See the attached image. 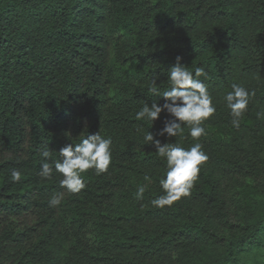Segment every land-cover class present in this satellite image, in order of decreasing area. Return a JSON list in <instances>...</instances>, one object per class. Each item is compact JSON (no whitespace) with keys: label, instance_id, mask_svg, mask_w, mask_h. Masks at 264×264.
Masks as SVG:
<instances>
[{"label":"trees","instance_id":"1","mask_svg":"<svg viewBox=\"0 0 264 264\" xmlns=\"http://www.w3.org/2000/svg\"><path fill=\"white\" fill-rule=\"evenodd\" d=\"M204 67L216 113L199 138L208 160L190 195L157 208L166 160L146 144L196 143L187 125L157 135L135 114L168 88L170 67ZM250 99L233 127L223 96ZM264 0H0V264H264ZM99 132L108 171L39 177L47 146ZM51 162V161H49ZM22 173L10 179L11 169ZM151 176V182L144 180ZM148 184L142 199L138 185ZM63 194L60 206L49 199Z\"/></svg>","mask_w":264,"mask_h":264},{"label":"clouds","instance_id":"2","mask_svg":"<svg viewBox=\"0 0 264 264\" xmlns=\"http://www.w3.org/2000/svg\"><path fill=\"white\" fill-rule=\"evenodd\" d=\"M180 57L170 67L168 73V88L161 91L153 79L148 92L155 97H163V104L153 99L150 106L147 102L136 112L135 118L149 122L151 125L160 118L161 112H166L168 118L163 122V127L157 135L176 137L183 134L182 125L189 128L188 135L197 142L185 148L180 144L161 143L154 138L153 133L147 131L143 137L146 144L154 146L158 157L166 160V172L159 180L161 195L151 200V204L157 208L172 206L182 197L190 195L191 189L198 178L200 166L207 162L208 156L203 151V145L199 138L206 135L203 122L213 117L216 106L213 97L208 91L207 84L201 77L207 79V72L202 66H195L190 71L182 65ZM255 96L254 91H249L238 83L231 84V90L223 96V101L229 115L232 117L233 127L240 126L241 118L247 111L250 99ZM257 116L264 118V112H258ZM112 139L105 138L99 132L87 134L78 144H67L59 149L61 159L51 160V151L46 146L41 152L44 158L41 164L39 177L45 180L53 178V171L62 175L60 185L69 193H79L86 187L82 174L88 170H94L96 175L108 171L112 161ZM51 161V162H49ZM22 173L13 168L10 179L19 182ZM144 180L151 182V176L145 175ZM148 184L138 185L136 198L142 199ZM63 194L57 193L49 199L50 207H58L63 200Z\"/></svg>","mask_w":264,"mask_h":264}]
</instances>
